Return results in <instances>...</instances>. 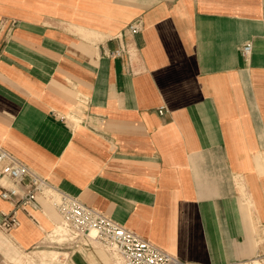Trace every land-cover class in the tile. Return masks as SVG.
I'll use <instances>...</instances> for the list:
<instances>
[{
  "label": "crops",
  "instance_id": "1",
  "mask_svg": "<svg viewBox=\"0 0 264 264\" xmlns=\"http://www.w3.org/2000/svg\"><path fill=\"white\" fill-rule=\"evenodd\" d=\"M0 144L182 260L249 264L264 253V0H0ZM39 201L5 232L22 250L60 218ZM10 208L0 197V220ZM71 264L120 262L90 248Z\"/></svg>",
  "mask_w": 264,
  "mask_h": 264
},
{
  "label": "built area",
  "instance_id": "2",
  "mask_svg": "<svg viewBox=\"0 0 264 264\" xmlns=\"http://www.w3.org/2000/svg\"><path fill=\"white\" fill-rule=\"evenodd\" d=\"M128 29L132 33L137 32L139 22L130 24ZM250 51V44L243 46L244 54H249ZM125 52V48L120 47L109 51L108 54L116 57L122 56ZM6 182L10 185L7 186ZM20 186L23 187L22 191ZM41 196L54 200L53 204L67 228V233L74 238L84 239L85 242L92 240L100 243L111 254H117L121 264H195L160 248L100 210L86 204L78 196L51 186L46 178L0 144V197L11 204L10 210L1 212V228L8 232L18 225L16 217L18 207L40 209ZM91 230L94 231L93 235L90 234Z\"/></svg>",
  "mask_w": 264,
  "mask_h": 264
},
{
  "label": "rangeland",
  "instance_id": "3",
  "mask_svg": "<svg viewBox=\"0 0 264 264\" xmlns=\"http://www.w3.org/2000/svg\"><path fill=\"white\" fill-rule=\"evenodd\" d=\"M40 198L41 201L47 200L56 212V208L53 204L54 200L44 196H41ZM61 219L62 218L60 217L56 224L63 223ZM52 231L53 230L48 232L44 240L35 247L28 250H22L16 246L12 239H10V236L5 233L6 231L0 229V264H29V261L30 264H43L42 261L37 258V255L40 253L49 254L51 251L56 252V259L48 257L45 260L46 262L51 264H71V255L73 252H85V250L90 248H99L106 255L112 256L110 252L96 241L89 240L88 242H85L84 239L72 237L70 233H66V235L62 236L60 233L54 234ZM255 258L262 260L264 258V253L257 254L252 260ZM252 260L248 261V263L251 264Z\"/></svg>",
  "mask_w": 264,
  "mask_h": 264
},
{
  "label": "bare ground",
  "instance_id": "4",
  "mask_svg": "<svg viewBox=\"0 0 264 264\" xmlns=\"http://www.w3.org/2000/svg\"><path fill=\"white\" fill-rule=\"evenodd\" d=\"M62 222H63V220H62ZM52 233H54V234H55V233H56V234L60 233L62 236L66 235V233H67V228H66L64 222H63V223H57L56 226H55V229H54V231H53ZM90 234L93 235V234H94V231L91 230V233H90ZM61 235H60V236H61ZM52 236H53V234H52ZM56 237H57V236H56ZM114 254H115V253H114ZM116 255H117V254H116ZM117 256H118V255H117ZM118 257H119V256H118ZM119 262L121 263L120 258H119ZM28 263L30 264V261H29ZM43 264H47V263L44 262ZM252 264H264V260H262V262H261V260H259V259L257 258V259H254V260H253Z\"/></svg>",
  "mask_w": 264,
  "mask_h": 264
}]
</instances>
